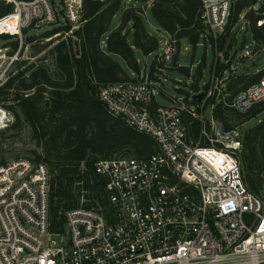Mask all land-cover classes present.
I'll return each instance as SVG.
<instances>
[{
  "label": "built area",
  "instance_id": "2783aa9c",
  "mask_svg": "<svg viewBox=\"0 0 264 264\" xmlns=\"http://www.w3.org/2000/svg\"><path fill=\"white\" fill-rule=\"evenodd\" d=\"M8 1L13 10L0 18V35L70 25L50 40L84 23V0ZM232 1L202 0L205 37L216 41L223 34ZM177 43L170 35L160 42L158 63L174 61ZM234 59L224 61L231 62L228 74L214 69L207 87L187 100L172 97L171 105L152 110L156 88L147 78L102 86L99 98L108 112L151 135L156 150L147 158L99 159L102 201L82 199L65 214L61 232L50 229L48 166L23 156L1 164L0 264H264V188L257 195L245 183L242 124L230 120L235 124L226 129L216 117L218 104L242 115L264 106V76L233 92ZM202 91L198 101L193 95Z\"/></svg>",
  "mask_w": 264,
  "mask_h": 264
},
{
  "label": "trees",
  "instance_id": "16d2710c",
  "mask_svg": "<svg viewBox=\"0 0 264 264\" xmlns=\"http://www.w3.org/2000/svg\"><path fill=\"white\" fill-rule=\"evenodd\" d=\"M127 2L131 3L130 7L123 9ZM146 3H150V15L158 26L178 40L179 51L182 40L195 49L205 39L202 0H84L82 26L49 51L53 56V71L32 63L12 74L0 86V104L4 94L11 96L10 104L3 105L15 117L10 128L16 129L22 122L30 125L32 138L39 149H34V157L29 159L45 163L49 168V213L53 233L64 229L65 214L81 206L82 199L88 205L102 201L106 179L96 172L95 163L99 159L113 156L147 158L156 150L151 135L131 127L123 117L110 114L99 98L102 86L136 79L131 74L140 72L138 52L149 55L159 49L158 37L148 31L145 23L147 11L140 8ZM12 10L11 2L0 0V18ZM121 10L120 24L110 30L113 18ZM241 18L250 29L254 52L264 49V0H233L229 22L219 38V51L224 50L231 30ZM69 30L70 25L63 24L43 36L48 38L53 33ZM12 38L8 34L0 35L3 41ZM35 39L28 37L26 42ZM234 40H230L229 48ZM51 41L37 52L46 49ZM10 47L9 55L20 54L17 40L11 42ZM227 57L225 51V59ZM173 62L192 79L188 89H179L186 100L207 87L199 86L204 62L192 75L188 67L178 66V55ZM215 65L220 73L229 69L231 62ZM151 70L154 73L155 61ZM263 76L264 69L255 73L243 72L235 75L228 87L236 92ZM151 78L156 79V76L151 75ZM158 105L153 100L150 109ZM263 110L264 106L256 105L242 115L218 104L216 117L226 129H231L235 123H229L230 120L243 125ZM239 160L249 190L261 194L264 188V120L242 133ZM6 161L1 157L0 165Z\"/></svg>",
  "mask_w": 264,
  "mask_h": 264
},
{
  "label": "rangeland",
  "instance_id": "374dc122",
  "mask_svg": "<svg viewBox=\"0 0 264 264\" xmlns=\"http://www.w3.org/2000/svg\"><path fill=\"white\" fill-rule=\"evenodd\" d=\"M130 5V2L124 3L123 9L130 7ZM140 8L144 12L147 11L145 23L148 31L155 34L160 42L167 40L169 34L161 29L150 15V3L141 4ZM121 16L122 10L119 11L113 18L110 30H113L120 24ZM53 30H51L50 27L29 29L25 32L23 30L21 37L11 35L13 38L10 40L3 41L0 39V86L12 74L28 67L32 63L43 65L53 71V56L49 53V51L53 45L67 35L63 33L62 36L52 38V41L46 49L41 52H37L42 45H45L49 41V38L47 39V37L43 36V34ZM32 36L36 37V39L31 42H26V39ZM219 38L215 41L211 36L205 37V39H202L200 43H198L195 49L192 48L186 40L181 41L180 53L178 55V66L188 67L192 75L198 65L201 62H204L203 74L199 82V86L201 88H203L204 84L208 82L212 71L214 69L217 70V65H215V63L217 64V62H220V64H225V51L228 52L229 56L236 55V59L232 61V68H235L234 70L236 75L243 72L255 73L264 69V49L254 52L252 35L250 29L245 24L244 18H241L238 24L231 30L228 37L229 39L223 51L218 50V45L220 44ZM233 38L235 39L234 44L231 48H229L228 46L230 40ZM73 39L75 40V38ZM16 40L19 42L20 54L9 55V52L11 51L10 43ZM247 51L249 54L246 53ZM160 52H162L161 45L157 51L149 55H144L138 52L137 57L140 65V72L138 74H131V77L138 79L147 78L156 88L157 102L161 105L168 106L173 103L172 97L181 98L184 96L179 89H188L187 87L192 83V79L187 74L181 72L178 67L175 66L174 62L163 64L158 63L156 58ZM15 56L16 58H14ZM154 61L155 70L153 73L151 66ZM227 70L226 74L229 73L230 68ZM151 75H155L156 79L151 78ZM2 97L4 101L0 104V132L3 130H6V132L0 133V160L1 157L5 160L15 158L16 156L28 158L34 157L32 151L39 148H37L36 143L32 138L30 125L26 122H22L20 127L16 129L10 128L15 120V117L13 113L8 111L3 105L10 104L11 96L6 93ZM206 114L210 117L209 109H207ZM261 120H264V111L257 117L244 123L239 128V132L241 134L244 133ZM54 241L59 243L60 238H55Z\"/></svg>",
  "mask_w": 264,
  "mask_h": 264
},
{
  "label": "water",
  "instance_id": "95a60500",
  "mask_svg": "<svg viewBox=\"0 0 264 264\" xmlns=\"http://www.w3.org/2000/svg\"><path fill=\"white\" fill-rule=\"evenodd\" d=\"M195 99H197L198 101H201L203 96H204V92H200V93H197L195 95H193ZM223 132V125L222 123H218V133L219 134H222ZM224 138L228 139V136H225Z\"/></svg>",
  "mask_w": 264,
  "mask_h": 264
},
{
  "label": "bare ground",
  "instance_id": "6f19581e",
  "mask_svg": "<svg viewBox=\"0 0 264 264\" xmlns=\"http://www.w3.org/2000/svg\"><path fill=\"white\" fill-rule=\"evenodd\" d=\"M3 33H4V31H3Z\"/></svg>",
  "mask_w": 264,
  "mask_h": 264
},
{
  "label": "crops",
  "instance_id": "0c3cea01",
  "mask_svg": "<svg viewBox=\"0 0 264 264\" xmlns=\"http://www.w3.org/2000/svg\"><path fill=\"white\" fill-rule=\"evenodd\" d=\"M250 73V72H249Z\"/></svg>",
  "mask_w": 264,
  "mask_h": 264
}]
</instances>
